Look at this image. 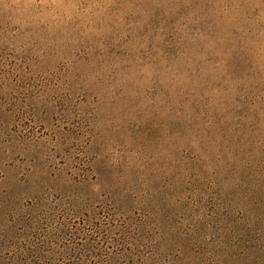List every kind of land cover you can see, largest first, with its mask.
Masks as SVG:
<instances>
[{
	"label": "rangeland",
	"instance_id": "obj_1",
	"mask_svg": "<svg viewBox=\"0 0 264 264\" xmlns=\"http://www.w3.org/2000/svg\"><path fill=\"white\" fill-rule=\"evenodd\" d=\"M0 264H264V0H0Z\"/></svg>",
	"mask_w": 264,
	"mask_h": 264
}]
</instances>
